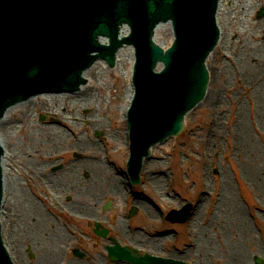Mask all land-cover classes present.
Returning <instances> with one entry per match:
<instances>
[{
  "label": "rangeland",
  "instance_id": "obj_1",
  "mask_svg": "<svg viewBox=\"0 0 264 264\" xmlns=\"http://www.w3.org/2000/svg\"><path fill=\"white\" fill-rule=\"evenodd\" d=\"M245 1L237 0V3L232 6L226 3L222 4V11L218 13V19L220 30L224 34L213 56L207 62L211 73L209 94L217 92V88H220L221 85H226L228 88L222 94L224 109L227 110L225 111V124L217 130L218 134L212 132L219 106L215 105L212 108L206 100L207 102L200 103L192 113L186 116V130L183 134L168 139L166 143L154 149L148 159L147 170L161 175L165 179L166 182L163 183L162 189L166 188V193L170 197H174L173 200L163 201L145 178V182L143 181L139 187L130 188L126 185L128 190L132 189V195L142 198L143 202L152 208L155 212V216L152 218L139 208H136L137 213L134 217H129L128 212L132 208L130 197L125 198L127 207H123L125 205L123 197H118L117 202L111 197H101L98 202L96 201L97 207L90 206L96 212L94 215L97 216L93 220L81 219V217L80 220L72 218L71 209L67 206L71 201L75 202L74 190L85 189V185L87 187L97 183L95 179H105L104 176H101L103 171L92 169L93 163H104V165L109 163L111 166L107 164L106 168H108L110 176L117 177L121 181L126 179L122 174L117 176L116 174L123 171L128 156L123 114L124 107L128 103L126 90L131 81L130 77L124 75V72L131 68L130 64L124 62L122 67L117 68L116 66L109 69L102 62H97L94 69H89L85 73V78L89 79V83L88 86L83 87L78 97H75L74 94L49 96V98L36 96L33 102H28L24 107H16L15 111L9 114L10 118L7 121H13L12 127L8 128L6 133L0 128V133L8 151L6 156L10 157L7 167L8 178L18 180L20 183L19 190L14 193L13 197L17 195L23 199L30 196L42 206L45 213L47 212L46 214L51 218L53 224L68 237L66 243L63 242L64 244L61 246L58 261L53 264H68L69 262L90 264L91 258L97 259L95 264H127L110 261L104 249L107 242L110 243L108 238L119 240L120 234L126 226L131 228L134 236L139 233L145 238L157 236L167 238L163 243L165 247L161 253H153L148 249L143 250L136 247L141 254L148 253L157 257H167L170 255L165 250L175 252L177 249H186L192 242L187 236V228L184 225L170 224L164 220L163 216L172 209L178 210L185 203H193L197 208L202 196H206L208 193L210 195L209 205L204 208L201 218L205 225L211 220V215L206 216L208 208L211 209L210 213L215 210L214 201L217 202V197H219L222 185L220 177L223 173L229 174L230 182L234 185L235 200L245 211L246 223L250 228L248 229L252 236H256L262 251V255H253L246 264H255V258L261 259L264 264V219L262 217L264 205H261L259 196H255V191L243 179V172L239 167V163H243V158L238 156L235 151L238 147V125L236 123L239 118L238 109L240 106L235 102V99H241L245 100L249 107V114L247 110L245 113L246 120L249 125H252L250 126L251 130L255 134V141L256 144L258 143V149L264 161V135L260 133L256 121L251 124L254 111H256L252 87L239 84L245 74L244 65L254 64L253 60L249 61L247 57L250 53L255 52V49H260L261 45H264V27L260 30L256 28V23L264 24V16L257 17V12L261 7L258 6L256 0H251V4H246ZM228 50L229 52H227ZM225 65H228L225 71L226 75H222V78L220 75ZM255 70L254 76L256 78L261 76V71H264V61L260 69ZM84 89H86L85 92ZM236 92H238V96L235 95ZM75 101L81 103H75ZM64 103H67L69 107L64 108ZM73 104L75 107H72ZM56 112H60L61 115ZM23 114L29 116V119L22 120ZM43 128L51 131L48 133L49 135L59 134L57 130L63 131L66 134L64 143L58 148L51 147L50 150H42L39 144L33 140L41 134ZM225 134L229 135L228 139ZM213 137L215 142L220 143V146L225 149V153H221V150L217 148V156L211 154L214 159L212 163H209L205 147L206 142L212 140ZM78 141L85 142L89 147L75 146ZM73 170H75L74 173L80 175L82 181V186L79 189L64 184L62 187L67 192L62 191V194L57 197L58 199L54 198L49 202L44 198L45 192L50 195V191L46 189L45 177L57 179L63 183L65 177H69L70 179L67 178V180H71L72 175L69 171ZM214 171L217 174H214ZM33 174L37 175L36 180ZM209 175L216 181L213 183L214 180H212L210 185L208 183ZM8 183L10 184V180ZM58 190L61 191L59 188ZM13 197L10 199L11 203L9 202L12 210L16 204H14ZM81 201L86 205V202ZM108 201L111 202V208L104 210L103 207ZM157 208L159 209L157 210ZM95 223H99L107 230L106 238L94 234ZM10 226L16 225L12 223ZM13 234L20 243L15 230ZM121 241L123 245L128 244L127 239L121 238ZM26 242H23L22 249L24 264L45 263L44 260H38L40 253L35 248L32 249L33 246L29 249L30 243L28 242L27 245ZM75 250L81 253L82 257L75 256ZM223 251L225 252L224 248ZM218 258H221L219 260L222 264L228 263L222 254L220 256L213 255L214 261ZM183 259L187 260V258Z\"/></svg>",
  "mask_w": 264,
  "mask_h": 264
},
{
  "label": "water",
  "instance_id": "obj_2",
  "mask_svg": "<svg viewBox=\"0 0 264 264\" xmlns=\"http://www.w3.org/2000/svg\"><path fill=\"white\" fill-rule=\"evenodd\" d=\"M221 1L228 0H0V123L8 118L9 110L33 102V96L78 90L84 83L82 73L95 60L102 59L112 67L116 53L119 62L120 48L132 46L134 96L127 120L132 149L129 168L132 182L137 183L149 149L180 134L185 115L201 102L206 90L209 92L211 73L206 61L218 41L216 15L218 4V13L222 9ZM263 14L264 10L259 16ZM168 21L173 41L170 24L158 25ZM122 24L128 26L127 36ZM102 37L108 38V45ZM159 45L165 49L171 46L164 51ZM158 66L161 68L156 71ZM94 67L95 64L90 69ZM85 79L86 84L75 97L88 86L89 79ZM21 102L24 103L12 107ZM0 144L5 150L3 153L0 147L1 207L3 188L6 196L4 158L8 151L1 137ZM189 211V205L172 211L167 220L182 223L188 219ZM4 215L2 209L1 223ZM95 233L106 235L97 229ZM107 250L112 261L182 264L149 255L141 257L136 250L118 244ZM0 264H16L3 232Z\"/></svg>",
  "mask_w": 264,
  "mask_h": 264
},
{
  "label": "bare ground",
  "instance_id": "obj_3",
  "mask_svg": "<svg viewBox=\"0 0 264 264\" xmlns=\"http://www.w3.org/2000/svg\"><path fill=\"white\" fill-rule=\"evenodd\" d=\"M236 1L237 0L221 1V4L226 3L232 6L237 3ZM245 2L246 4H251V0H246ZM256 3L260 7L264 6L262 0H256ZM220 11L222 10L220 9ZM263 27L264 24L261 25L260 23H256L257 30H260ZM255 50V52H253L252 54L250 53L247 57L249 61L253 60L254 64L247 63L244 65L245 74L242 76V80L239 81V84L252 87L253 98H255L256 101V111H254V117L251 120V124L256 121L260 133H263L264 135V71H261V76H258L257 78L254 76L256 71L255 69H260L264 61V45H261L260 49ZM227 52H229V50ZM211 56H213V54ZM119 58L120 59L117 64V68L122 67L124 62L130 64L131 66L133 61L132 48H123L121 55H119ZM237 59H239V57H237ZM227 60L230 61L229 58H227ZM236 62L240 64L239 61L236 60ZM227 66L225 65L224 68H222L220 76L226 75L225 71L227 69ZM124 73L126 77L131 76L130 69L126 70ZM257 82L258 84L256 85ZM226 89H228L226 85H221L220 88H217V92H212L211 94H209L208 92L205 97V101H208L210 107L213 108L215 105L217 107L219 106L217 120L212 127V132L214 134H218L217 130L220 129L221 125L223 127V125L225 124V111L227 110L224 109L225 106L222 94L224 91H226ZM85 91L86 89H84V92ZM87 95L88 94L86 93L85 96L87 97ZM126 95L127 100L129 101L132 95V87L130 85L126 90ZM235 95L238 96V92H236ZM235 102L240 105L238 109L239 118L236 123V125H238V147L237 150H235L237 152V155L243 158V163H239V167L240 170L243 172V178L249 183L251 189L255 191V196H259V201L262 202L261 205H264V161L262 160V157L260 155L261 152L258 149V143L256 144L254 137L255 134L251 130L250 126L252 125H249L248 121L246 120L247 118L245 116V113L247 110V113L249 114V107H247L245 100L235 99ZM75 103L81 102L75 101ZM63 107L67 108L69 107V105H67V103H64ZM72 107H75V105L73 104ZM13 111L14 110H9L8 118L0 123V128L2 131H4V133L7 132L8 128L10 129V127H12L11 124L13 121L11 122L7 120H9V114L13 113ZM56 113L58 115H61L60 112ZM21 119L27 120L29 119V116L23 114L21 116ZM57 131L59 132V134L52 133L49 135L48 133H50L51 131H49V129L43 128L41 130V134L34 138L33 142L38 143L39 147L42 150H50L51 147L58 148L64 143L66 134H64L61 130ZM0 137L2 138L1 133ZM225 137L226 139H228V134H225ZM75 146L89 147V145L81 141H78ZM217 148L221 150V153H225V149L220 146V143L217 144L215 142L214 137L212 140H208L206 142L205 152L208 153L210 161L209 163H212L214 157H212L211 154L215 156ZM236 152L235 156L237 157ZM9 159V156H5L4 158V171L7 172L5 176V194L8 199L5 206L3 207L5 215L1 218L2 225L4 227L3 236H5L6 242L14 254L16 264H24V254L22 252V249L23 242L25 241H27V245L28 242L30 243V247H28L29 249L33 246L32 249L35 248L40 253L38 260H44L45 262L42 264H53L54 262L58 261L61 246L64 244L63 242L66 243L68 237L56 225L53 224L51 218L48 216V214H46L47 212L45 213L42 206L30 196L28 198L23 199H20L17 195L13 197L14 193L18 192L20 183L18 180H11L10 178H8L9 175L7 167ZM96 168L104 171L106 175L105 179H95V182L97 183L87 187L85 185V189L74 190L75 195L73 194V198L75 199V202L72 203L71 201L70 204H67V206H69V208L71 209V213L73 215L72 218L76 220H80V217L81 219H94L95 217L97 218V216H95L96 212L90 206L97 207V202L101 197H111L115 200V202H117L118 197H120L121 195H125L124 193L126 190L124 188V185L121 183L120 179L117 177L111 178L110 175L105 172L106 169L104 164L101 165V163H93L92 169L95 170ZM145 168L146 166L144 167V169ZM75 170L69 171L72 175L71 180H67V178H70L65 177L63 178V183L60 180L50 178L47 179L45 177L44 180L48 186L50 195L44 194V198L48 199L49 202L51 201V199H58L57 197L62 194V191L64 193L67 192L62 187L64 184L68 187H74L79 189L80 186H82V181L80 180V175L74 173ZM36 176V174H33L34 179H37ZM148 178L150 183L158 191L161 192L163 190V193H161V198L163 201L174 199V197H170L166 193V188L162 189L163 183L166 182L163 177L157 176L150 172L148 173ZM220 179L222 183L220 187V196L218 198V203L215 207V210L211 215V220H209L208 222L205 221L206 224L204 225V220L201 219L204 208L209 205L208 200L210 199V195L208 193L206 196H202V201L200 200V205L198 207L199 211H196L195 213V210L192 209V214L190 216V219L192 221V229H189V232L196 238L195 248H186L184 251L178 250L175 252L165 250L169 253L171 258L176 260H184L183 258H187V260H190L194 258L195 264H203L202 262H204L205 264H222L219 260L221 258L215 259V261H217L216 263L213 259V255L218 254L220 256L222 254V256L228 261V263L226 264H246L253 255H262V251L258 245L257 238L256 236L251 235L249 230L250 228L247 225L248 223H246L247 215L245 214V211L243 210L242 206H239V204L235 200L233 192L234 185L230 182L229 174L223 173ZM8 180H10V184L8 183ZM212 180L214 179L212 178V176L209 175V185L210 183H212ZM213 183H215V180ZM58 188L61 189V191H59ZM12 197L15 200L14 204L16 203L14 206V210L10 208L9 204V202L11 203L10 199ZM81 200L86 202V205L82 203ZM132 204H134L135 207L143 209L148 215V217L152 218L155 216V212L152 210V208L143 203V201H141L140 199L134 197L132 200ZM44 206L47 207L45 204ZM92 215L94 216L91 217ZM262 217L264 219L263 213ZM12 223H15L16 226L11 227L10 225ZM14 230L16 231V235L19 238L20 243L13 234ZM123 233L124 237L131 241L134 247L148 249L149 252L153 253H161V251H163V247H165L163 246V243H165V241L167 240V238L163 236L145 238L142 234L139 233H136V235L134 236L133 233L127 228L123 230ZM223 248L225 252L223 251ZM96 261L97 259L91 258L90 264H95ZM68 264L74 263L69 262Z\"/></svg>",
  "mask_w": 264,
  "mask_h": 264
},
{
  "label": "flooded vegetation",
  "instance_id": "obj_4",
  "mask_svg": "<svg viewBox=\"0 0 264 264\" xmlns=\"http://www.w3.org/2000/svg\"><path fill=\"white\" fill-rule=\"evenodd\" d=\"M101 164H104V163H101ZM108 165H109V163H107ZM106 163H105V172L109 175V173H108V168H106V165H107ZM147 164L148 163H143V165H142V167H141V171H140V174H139V185H141L142 183H143V181L145 182V179H146V181H148V182H150L149 181V178H148V173H150V171H148L147 170ZM107 165V166H108ZM109 166H111V165H109ZM146 166V168L144 169V167ZM98 170H100V169H98ZM97 170V168L94 170V171H98ZM148 171V172H147ZM101 172H102V170H101ZM100 172V173H101ZM153 174H154V172H152ZM120 174H122L123 176H125V181H121V179H120V181H121V183L124 185V188H125V195L123 196V195H121L123 198L124 197H126V196H130V197H132V198H134V197H136V198H138V199H140V197H137V196H134V195H132V189H129V190H127L128 188H127V186H130V185H132L131 184V182H130V179H129V176H128V174H127V172H126V163H124V169H123V171L121 172V173H119V174H116V176L117 175H120ZM147 174V175H146ZM155 175H157V174H155ZM101 176H104V177H106V175H105V173H104V171H103V175H101ZM157 176H161V175H157ZM111 178H113L112 176H110ZM162 177V176H161ZM145 178V179H144ZM103 180V179H102ZM121 184V185H122ZM151 184V183H150ZM127 185V186H126ZM138 185V186H139ZM152 185V184H151ZM134 186H132V188H133ZM137 187V186H136ZM130 188H131V186H130ZM152 188H153V190H155L157 193H158V195H160L161 196V193H163V190L160 192V191H158L153 185H152ZM46 189H48V186L46 187ZM120 196V197H121ZM161 198V197H160ZM162 199V198H161ZM141 201H143V199L141 198L140 199ZM144 203V202H143Z\"/></svg>",
  "mask_w": 264,
  "mask_h": 264
}]
</instances>
